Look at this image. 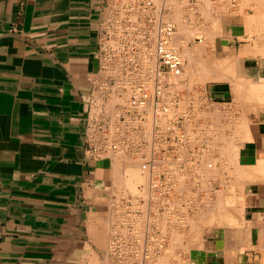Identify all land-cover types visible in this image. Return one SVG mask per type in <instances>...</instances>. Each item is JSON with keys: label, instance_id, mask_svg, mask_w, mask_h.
<instances>
[{"label": "crops", "instance_id": "0c3cea01", "mask_svg": "<svg viewBox=\"0 0 264 264\" xmlns=\"http://www.w3.org/2000/svg\"><path fill=\"white\" fill-rule=\"evenodd\" d=\"M115 1L0 0V264H109L111 200L129 192L113 183L115 162L138 166L127 156L94 158L87 151L89 123L105 107L103 94L97 102L104 77L99 47ZM221 30L216 57L234 53L241 69L258 75L264 45H235L244 36L239 17L224 18ZM228 85L211 80L200 93L199 100L213 103L202 111L207 120L200 115L212 129L222 126L220 109L236 114ZM256 117L248 126L252 139L237 150L243 170L264 158V108ZM249 182L244 223L204 225L197 247L188 237L173 239L175 229L185 234L190 224L170 227V245H189L185 264H264V178L253 173Z\"/></svg>", "mask_w": 264, "mask_h": 264}, {"label": "built area", "instance_id": "2783aa9c", "mask_svg": "<svg viewBox=\"0 0 264 264\" xmlns=\"http://www.w3.org/2000/svg\"><path fill=\"white\" fill-rule=\"evenodd\" d=\"M116 5L122 12L115 16ZM166 13L153 0H116L104 22L99 47L104 77L97 91L115 84L109 71L116 69L125 70L121 82L130 88L114 116L91 119L87 151L94 158L127 156L145 178L135 191L115 193L111 200L118 217L109 264H159L171 246L170 227L185 226L188 215L210 203L220 188L215 135L200 118L211 103L187 90L176 26ZM115 32L120 41L112 49L107 41ZM143 47L152 51L145 76L137 72ZM116 51L123 58L116 60Z\"/></svg>", "mask_w": 264, "mask_h": 264}, {"label": "rangeland", "instance_id": "374dc122", "mask_svg": "<svg viewBox=\"0 0 264 264\" xmlns=\"http://www.w3.org/2000/svg\"><path fill=\"white\" fill-rule=\"evenodd\" d=\"M154 1V0H153ZM162 1V2H161ZM156 0V3L158 4V2H160L159 4H161V3H163L164 5H165V9H166V12H167V10H169V7H170V9H171V5H172V7L174 8V10H173V8H172V10H169V14L168 13H166V14H168V16L169 15H172V16H170V18L171 19H173V17H174V14L172 13V14H170L172 11L174 12V11H177L176 13H175V15L177 16V14L179 13V15L177 16L178 17V19H177V17L175 16V18H174V23H175V26H178V25H182L181 27V29H179L178 27L176 28V29H179L178 30V32H177V30H176V37L178 38V39H180V41H179V44H177L178 42V39L176 38V40L177 41H175V39H174V42H177L176 43V45H177V48L178 49H180V52H182V53H184V50H186V53H187V51H188V53L189 52H191V49L192 50H194V49H196L195 51H192V52H195V54L194 53H192L193 54V62H194V66L192 67V65L191 64H189L188 63V57H183V60H184V65H187L188 66V68H193L194 70H198L197 72L196 71H193V69H188L187 68V66H186V68H187V70H186V68H184L185 70L183 71L184 73H187V75L186 74H184L183 76L184 77H188V75H189V73H190V75H189V77L190 76H192V78H193V80L191 79V77H190V79H191V81H194V82H189L188 80H190V79H188L187 81L189 82V87H193V88H191V89H189L192 93H194V91H196L197 90V93L199 94V92L201 93H203L204 91V89H205V85H206V82H208V81H210V79H212L209 75H213V76H215V75H217V73H219L220 72V70H216V68H220V67H224L225 66V68L223 69V71L221 70V73H219V76L217 75V78L216 79H224V77H226L227 79L228 78H230V79H226V81H228V83H229V87H231L232 86V88H230L231 89V91H232V98L234 99V103H233V105H234V109H235V111H236V114L237 115H232V114H234V113H232L231 111H230V109L228 108V110L226 109V112H225V109H224V112H223V110L220 112V114H221V116L223 115V116H225V114L226 115H228L229 113H232V114H229V116L231 117H229V116H226L227 117V119H226V117L223 119V116L220 118V121H221V124L223 123V125H222V127L221 128H224L223 130H224V132L222 133V135L223 134H226V132L225 131H228V133H229V135H231V132H232V129L233 128H235V124L234 123H236L238 126H236V127H238V128H235L237 131H244L245 130V126L247 125V126H249L251 123H253V122H255L256 120H257V117H256V115L258 114V112L259 111H261V110H263V108H264V68L261 70V71H259V73H258V75H256L255 77H253V76H251L249 73H248V71H245V70H243V69H241V66H240V64H236V55L234 54V53H231L230 54V56L227 58V59H229V60H227V59H225V60H223V61H218L219 59L216 57V51H215V46H216V37L218 36V35H220L221 34V32H222V30H221V25H222V21L224 20V18L226 19V18H228V17H230V16H232V17H239V19H240V21H241V23H243V18L244 17H252V15H256V14H253L254 12H256L257 13V16H254V17H256L257 19L255 20V21H257V22H254L253 21V19H250V18H245V23H249V25L247 26V24L245 25V24H243V28L245 27L246 28V32H245V30H244V36H242V37H240L239 38V40H238V42H236L235 43V45L236 46H238L240 43H242V42H254V43H258L259 45H264V0H259L258 2H257V0L255 1V0H171V1H169V0H167V2H165L166 0ZM168 1H169V5H166L165 3H167L168 4ZM263 1V2H262ZM155 2V1H154ZM170 2H173V4L172 3H170ZM175 2V3H174ZM196 2V3H195ZM257 2V3H256ZM258 3H259V5H258ZM259 6L258 8H256L257 9V11H256V9H255V7H257V5ZM177 6V7H176ZM260 8V9H259ZM116 12L114 13L115 15H119L121 12H122V9H121V7H120V9H118L117 8V5H116ZM177 9V10H176ZM182 9V10H181ZM253 9H255V11L253 10ZM117 11H119V12H117ZM192 11V12H191ZM259 12V13H258ZM117 13H119V14H117ZM137 14H139V13H137ZM242 19V20H241ZM247 19H250V20H252V22H254V23H256V25L254 24V23H251V22H249V21H246ZM175 20H178V21H175ZM181 21V22H180ZM183 21V22H182ZM215 21V22H214ZM177 22L179 23L178 25H177ZM185 22V23H184ZM218 22V23H217ZM198 23H199V25H198ZM215 25H214V24ZM186 24V25H185ZM218 24V25H217ZM251 24V25H250ZM185 25V26H184ZM245 25V26H244ZM253 25V26H252ZM187 26V27H186ZM194 26V27H193ZM198 26V27H197ZM219 26V27H218ZM254 26H257V27H254ZM180 27V26H179ZM186 27V29L187 28H189V30L188 31H185L186 29H183V28H185ZM216 27H218V28H216ZM249 27V28H248ZM211 28H215V29H218V30H214V29H212L211 30ZM244 28V29H245ZM247 28L249 29V30H247ZM254 30H253V29ZM257 28V29H256ZM203 29V30H202ZM181 30H182V32H184L185 34L183 35L182 34V36H181ZM255 30H256V32H255ZM210 31V32H209ZM214 31H215V33H214ZM216 31H217V33H216ZM258 31V32H257ZM181 32V33H180ZM189 32V33H188ZM190 32H192L191 34H190ZM194 32V33H193ZM196 32V33H195ZM208 32V33H207ZM188 33V34H187ZM205 33H207V34H205ZM219 33V34H218ZM190 34V35H189ZM116 35V36H115ZM115 35L113 34V37H116V38H113V39H111L110 41H107V44L108 45H110L111 46V48L112 49H115V47H116V49L118 48L117 46L119 45V41H120V39L118 38L119 36H118V34L115 32ZM185 35H188V36H185ZM191 35H193V36H191ZM180 36L183 38H180ZM191 38V39H190ZM201 39L200 40V42H199V40L198 39ZM207 38V39H206ZM193 41V42H192ZM197 42H198V44H197ZM191 43V44H190ZM193 43V44H192ZM206 43V44H205ZM181 44V45H180ZM198 46H197V45ZM200 44H201V46L203 47V49H201V46H200ZM117 45V46H116ZM183 45V46H182ZM194 45V46H193ZM113 46H115L114 48H113ZM192 46V47H191ZM182 47V48H181ZM183 47H185V48H183ZM182 49V50H181ZM189 49H190V51H189ZM198 50H200V52H201V50H202V52H203V50H204V52L202 53L201 52V54L200 53H198ZM147 51H149V52H147ZM196 51H197V53H196ZM118 51H116L115 53H112V55H114L115 57H116V59H118V58H120V56H122V58H123V55L122 54H119V56H118V53H117ZM146 52L147 53H150L149 55L147 54V53H145L146 55H148L150 58L152 57L151 55H152V51H150V48L149 49H147L146 50ZM211 52V53H210ZM213 52V53H212ZM204 53H205V55H204ZM116 54V55H115ZM196 54H200V57H202V59L200 58V60H199V58H197L196 59V57H197V55ZM196 55V56H195ZM202 55V56H201ZM204 56H206V57H204ZM211 56V57H210ZM235 56V57H234ZM134 58H136V56H133ZM195 57V58H194ZM208 57V58H207ZM231 57V58H230ZM233 57V58H232ZM211 58V59H210ZM204 59H206V61L204 60ZM209 59H210V61H209ZM216 59V60H215ZM231 59H232V62H231ZM197 60V61H196ZM207 60H208V62H210L209 64L210 65H212L211 67H209L210 65H208L207 63ZM213 60H214V62H213ZM227 60V61H226ZM114 61H116V60H114ZM195 61L198 63V64H196L195 63ZM224 61H225V63H229V61H230V68L232 67V70H233V68H234V71L233 72H231L232 70L231 69H228V67L229 66H227L226 64L224 65L223 63H224ZM204 62V63H203ZM207 62V63H206ZM213 62V63H212ZM221 62H223V63H221ZM185 63H188L189 65H190V67H189V65L188 64H185ZM215 63V64H214ZM216 63H217V65H216ZM203 66H202V65ZM233 64V65H232ZM208 65V66H207ZM202 66V68H200ZM204 66L206 67V68H204ZM217 66V67H216ZM198 68V69H197ZM200 68V69H199ZM204 68V69H203ZM216 71H215V70ZM226 69H227V71H226ZM118 70V71H117ZM116 71L118 72H116V71H114V70H112V71H109L110 73H111V76L114 78V79H117V80H119L120 79V82H121V79L123 78V75H124V71L125 70H121L120 71V69H117ZM205 70V71H204ZM207 70V71H206ZM210 70H211V72H210ZM225 70V71H224ZM228 70L230 71V73L228 72ZM114 71V72H113ZM191 71H193L192 73H191ZM214 71V72H213ZM236 71H237V73H236ZM238 71H239V73H238ZM115 72L118 74L117 76H116V74H115ZM121 72V73H120ZM205 72V73H204ZM216 72V73H215ZM112 73H114V75L115 76H113V74ZM202 73V74H201ZM233 74V76H234V73H235V75L237 74L238 76H240V77H238L237 79H239V78H241L242 80H240V81H242V82H237L238 80L237 79H235V80H237V81H234V79L233 78H236V77H232L231 75ZM119 74H120V76H119ZM192 74V75H191ZM201 74V75H200ZM203 74H205L204 76H203ZM195 77H194V76ZM197 75V76H196ZM200 75V76H199ZM223 75V76H222ZM226 75V76H225ZM236 75V76H237ZM244 77H243V76ZM250 75V76H249ZM201 76H203L204 78H202ZM212 76V77H213ZM223 78H222V77ZM245 76H247V77H245ZM249 76V77H248ZM116 77V78H115ZM118 77V78H117ZM188 77V78H189ZM197 77V78H196ZM199 77H201L200 79H198ZM216 77V76H215ZM243 77V78H242ZM250 77H251V79H250ZM206 78V79H205ZM194 79H196V80H194ZM202 79H204V80H202ZM249 79V80H248ZM116 80V81H117ZM212 80H214V78L212 79ZM225 80V79H224ZM199 83H198V82ZM202 81H204V82H202ZM231 81L233 82V83H237L235 86H237V87H239V91H240V83H242V84H244V82H246L245 84L247 85L246 87H248L249 89H250V91L249 90H247L248 92H249V94L247 93V92H244V91H242V89H245V87H244V85L242 86V84H241V87H244V88H242L241 89V94H243L242 96L243 97H245L246 96V98L244 99L243 97H241L240 98V96H237L236 95V93H235V95H234V92H233V90L236 88V87H233L234 85H232L231 84ZM258 81V82H257ZM188 82H187V84H188ZM116 84H108V85H104V86H102L100 89H99V87H98V92H99V95L100 94H103L104 95V101H105V107H104V109L103 110H101L100 112L101 113H104L105 115H109V114H111V113H107L108 111L110 112L112 109H113V107H111L110 106V101H112V100H110L111 98L113 99V96H116V98H117V96H118V101H119V103H118V101H116L115 102V104H114V106H115V111H116V108L118 109V106L123 102V100L126 98V95H127V93L128 92H125L124 91V87H122L123 86V84H122V82L119 84V82L117 81V82H115ZM190 83H192L193 84V86H190ZM200 83H202V84H200ZM238 83H239V85H238ZM191 84V85H192ZM203 84H205L204 85V87H203ZM116 86V90L114 89L115 88V86ZM122 85V86H121ZM105 86H106V88H105ZM114 86V87H113ZM196 86V87H195ZM197 86H199V88L197 87ZM110 87H111V90H110ZM113 87V88H112ZM188 87V88H189ZM196 89H195V88ZM104 90H103V89ZM120 88H121V90H122V94L120 93ZM234 88V89H233ZM112 89H114L113 90V92H112ZM120 91H119V90ZM203 89V90H202ZM236 89H238V88H236ZM105 91H106V93H105ZM111 91V92H110ZM115 91V92H114ZM109 92L111 93V94H109ZM242 92H244V93H242ZM250 92H251V94L254 96H251V97H253V98H251L250 99V97L248 98L247 97V95L249 96V95H251L250 94ZM109 95H108V94ZM113 93H116V95L114 94V95H112ZM125 93H126V95H125ZM246 93V95L244 96V94ZM195 94H196V92H195ZM122 95H123V99H122ZM260 95H261V97H260ZM101 96V95H100ZM111 96V97H110ZM121 97V99H122V102H121V99L119 100V98ZM237 97V98H236ZM239 97V98H238ZM101 99H103V96H101ZM101 99H100V101H101ZM108 99V100H107ZM241 99V101L243 102V104H242V102L241 101H238V100H240ZM248 99V100H247ZM256 101H255V100ZM244 100V101H243ZM246 100V101H245ZM100 101H98V103L100 102ZM106 101H108V102H106ZM247 101H249V103H247ZM254 101V102H253ZM107 103V104H106ZM263 104V105H262ZM118 105V106H117ZM110 106V108H108ZM236 106V107H235ZM245 106V107H244ZM260 106V107H259ZM262 106V107H261ZM241 107V108H240ZM249 108H250V110H249ZM262 108V109H261ZM237 109V110H236ZM242 109V110H241ZM252 109H253V111H252ZM105 110V111H104ZM108 110V111H107ZM114 111V112H115ZM229 113H228V112ZM245 113H243V112ZM241 116H240V115ZM242 114H244L245 116H242ZM252 114H254L255 116H252ZM235 116H236V118H235ZM237 116H239L240 118H238ZM229 117V118H228ZM233 117V118H232ZM242 117V118H241ZM232 119H233V121H232ZM235 119H236V121H238V122H234L235 121ZM240 119V120H239ZM241 119H247V122L245 121V122H242L243 120H241ZM224 121H226V123H231V122H233V124L231 125H229V123L227 124V125H229L228 127H227V125H226V123L224 122ZM231 121V122H230ZM242 122V125H240V124H238V123H240V122ZM244 123V124H243ZM246 124V125H245ZM243 125H244V127H243ZM224 126V127H223ZM239 126H241V127H239ZM246 126V127H247ZM229 128V130H227V128ZM226 128V129H225ZM241 128H243V130L241 129ZM231 129V130H230ZM235 129H233L234 130V132L235 133H237V131H235ZM222 130V129H221ZM222 130V131H223ZM228 133H227V138H230L231 137V139L235 136V133H233L232 132V134L234 135H232V136H229L228 135ZM225 136V135H224ZM224 136H223V138H222V136H220L221 137V139L222 140H224V142H227L228 140H230V139H228L227 141H226V137H225V139H224ZM224 142L222 141V146H224L225 147V145H226V147L225 148H230L229 146L230 145H228V142L224 145ZM230 142V141H229ZM228 145V146H227ZM225 148H223L222 147V149H223V153L221 152V155H222V165H221V170H223V168H224V170L222 171V174H224L223 175V179H224V181H223V183H222V189H221V192H222V194L220 193L219 195L220 196H222V198H220L221 200H216L215 201V203L214 202H212L211 204H213V205H211V204H209V208H207V209H209V210H207V211H209L210 213H212V211L213 212H216V213H212V215L211 214H209V215H211V216H214L215 217V214H217V215H222L223 216V214H221V213H219L218 212V208L221 206V204H222V206L223 207H221L223 210L225 209H227L226 211H228L227 213H229V211H230V213H229V215L227 214V213H225L226 211H224V213H225V215L226 216H228V217H231V220L230 221H232L233 220V218H235V213H233L234 211L236 212V210L237 209H239V206H241V204H242V202H243V204H244V206H246V202H245V191H244V187H245V183L246 182H248V181H246V180H251V178H252V175L249 173V171L247 172V171H244L240 166L238 167L237 166V164H236V152H233L232 153V151H230L228 148H227V150H225L224 151V149ZM228 150H229V152H228ZM222 151V150H221ZM237 151V150H236ZM226 152V153H225ZM232 154V155H235V158H234V156H231V154L228 156V157H231L230 159L229 158H227L226 157V155L225 154ZM235 153V154H234ZM227 154V155H228ZM232 159H234L233 161H232ZM229 160V161H228ZM231 161V162H230ZM231 163V164H228V163ZM228 164V165H225L226 166V170H228V169H230V168H232V166H230V165H233L232 163H234V166H236L235 167V170L233 171L232 169H234V168H232L231 170H228V171H226L225 170V166H224V164ZM222 166H223V168H222ZM233 166V167H234ZM228 167V168H227ZM237 167H238V169H237ZM241 168V169H240ZM239 172H238V171ZM241 170H243V171H241ZM226 171V172H225ZM230 171H233V172H231V174L232 175H230ZM243 172V173H242ZM226 173H228V174H226ZM235 173H236V175H235ZM237 174H239V177L237 176ZM246 176H244V175ZM255 174H258V175H262L263 177H264V173H255ZM229 175V176H228ZM235 175V176H234ZM240 175H241V177H240ZM228 176V177H227ZM231 176L232 177H234V178H237L236 180H237V182H238V179L240 180V178H242L240 181H242L241 183H237L236 181H235V179L234 178H231ZM243 176H244V179H243ZM230 177V178H229ZM247 177L249 178V179H247ZM228 178V179H227ZM229 180L230 179V181H229V183H226V181L225 180ZM244 180V181H243ZM244 182V183H243ZM141 183V182H140ZM140 183H138V184H140ZM233 183V184H232ZM240 186V188L242 187V189H239V187H238V185ZM116 185H118V184H116ZM242 185V186H241ZM121 186V185H120ZM137 186V185H136ZM136 188V187H135ZM234 189V190H233ZM128 190V189H127ZM130 192L131 191H135V190H129ZM240 191L242 192V193H240ZM224 193V194H223ZM226 194V195H225ZM235 194V195H234ZM241 194L243 195V196H241ZM231 196L232 197H234L233 199L231 198ZM238 196V197H237ZM240 196H241V198H240ZM230 198V199H229ZM243 198V199H242ZM224 199V200H223ZM225 199L227 200L226 202H225ZM235 200V201H234ZM240 200H242V202L240 201ZM224 202V204H223V202ZM231 201H233L232 202V204L230 203ZM236 203V204H235ZM218 204H220V206L218 205ZM230 204V205H229ZM234 204V205H233ZM219 207H218V206ZM224 205H225V207H224ZM227 205H229L228 207H231V209L232 210H230V208H228L227 207ZM211 206V207H210ZM213 206V207H212ZM214 206L216 207V208H214ZM232 206H233V208H236V209H233L232 208ZM238 207V208H237ZM211 208H214L213 210H210ZM220 208V209H221ZM218 209V210H217ZM205 210H206V208H205ZM203 212H205V215L203 214V217H204V221H208L205 217H206V215H208V214H206V212L207 211H204V210H202ZM202 211L200 210V211H198V212H196V214L198 213V215H199V217L201 216V214H202ZM199 212L201 213V214H199ZM219 214H218V213ZM244 210H239V212H238V216H239V218H241L242 217V219H243V216H245L244 215ZM195 214V213H194ZM194 214H192L191 215V220H192V218H193V220L195 219L193 216H196V219L197 218H199V217H197L198 215H194ZM232 214V216H230ZM243 214V215H242ZM216 215V217H215V220H213L214 222L212 223V225H221V224H228V225H235V224H238V222L239 223H241V221H242V223H244V220H242L241 219V221L239 220L238 222H236V221H234V224L232 223V224H230V223H228V222H226V220L228 219L227 217H225V216H223V217H220V218H223V219H220L218 216ZM219 215V216H220ZM234 216V217H233ZM241 216V217H240ZM225 217V218H224ZM236 218H237V216H236ZM226 219V220H225ZM230 219V218H229ZM228 219V220H229ZM238 220V219H237ZM194 223H195V220L193 221ZM233 222V221H232ZM210 225V224H209ZM191 226V225H190ZM192 228V227H191ZM193 229V228H192ZM192 229H191V231H190V233H189V231H188V234L190 235L191 234V237H190V241L192 242V240L193 239H195V240H197V237L198 236H200V235H193L191 232H192ZM176 233H178V232H175L174 233V238H175V236H176V240H177V238L178 237H180L179 235L181 234V233H179L178 235H175ZM186 234V233H185ZM188 234L187 235H182L181 234V237H184V238H181L182 240H185L186 238H185V236L186 237H188L189 238V236H188ZM178 236V237H177ZM192 237H194V238H192ZM199 238V237H198ZM179 239V238H178ZM182 240H178V241H182ZM176 246H177V244H176ZM175 245H174V247L172 248V245H171V247L168 249V247H167V250H165V254H166V251L169 253H167V256L165 255V258H167V259H165L164 257L163 258H161L162 259V263L163 264H168V263H170L171 262V260H172V258H173V263L172 264H174V263H176V264H182V263H184L185 264V255H186V251H188V248H189V246L188 245H183L182 244V246H181V244L180 245H178L177 247H176ZM179 247V248H178ZM184 247V248H183ZM172 248V249H171ZM178 250H177V249ZM180 248H182V249H180ZM174 249V250H173ZM184 249V250H183ZM172 250V251H171ZM177 250V251H176ZM181 250V251H180ZM170 251V252H169ZM174 251L176 252V254H178V252L180 253L179 255H176L175 253H174ZM183 251V252H182ZM170 254H172V255H174V256H172V255H170ZM184 255V257H182L183 255ZM181 255V256H180ZM170 257V260H169V257ZM175 256H178V257H175ZM180 257V258H179ZM174 258H176L175 260H176V262H175V260H174ZM181 259V260H179V259ZM164 259V260H163ZM183 259V260H182ZM165 260H167V262H165ZM178 260V261H177ZM160 263L159 264H162L161 263V260L159 261ZM170 263V264H171Z\"/></svg>", "mask_w": 264, "mask_h": 264}, {"label": "bare ground", "instance_id": "6f19581e", "mask_svg": "<svg viewBox=\"0 0 264 264\" xmlns=\"http://www.w3.org/2000/svg\"><path fill=\"white\" fill-rule=\"evenodd\" d=\"M154 1H155V3H156V0H154ZM160 1H161V0H160ZM169 1H171V0H169ZM169 1H168V4H167V3H165V4H166V5H169ZM173 1H174V0H173ZM175 1H176V0H175ZM255 1H256V0H255ZM258 1H259V0H257V2H258ZM161 2H162V1H161ZM165 2H167V0H166ZM257 2H256V3H257ZM262 2H263V1H262ZM159 3H160V2H158V4H159ZM163 3H164V2H163ZM170 3L173 4V2H170ZM174 3H175V2H174ZM195 3H196V2H195ZM117 5H118V4H117ZM256 5H257V4H256ZM258 5H259V3H258ZM258 5H257V7H255V9L259 7ZM164 6H165V5H164ZM169 6H170V5H169ZM176 7H177V6H176ZM165 8H166V7H165ZM172 8H173V7H172V5H171V9H170V7H169V10H172ZM118 9H120V6H118ZM255 9H253V10L255 11ZM259 9H260V8H259ZM169 10H167V13H168V14H169ZM173 10H174V8H173ZM176 10H177V9H176ZM181 10H182V9H181ZM256 11H257V9H256ZM117 12H119V11H117ZM176 12H177V11H174V12L172 11V12L170 13V14H172V13L174 14V17H173L172 20H174V18H175V16H176V15H175ZM191 12H192V11H191ZM258 13H259V12H258ZM117 14H119V13H117ZM120 14H121V13H120ZM168 14H167V15H168ZM253 14H256V15H252V17H244V18H243V23H242V24H245V25L247 24V26L249 25V23H245V18H250V19H253L254 22H257V21H255L257 18L254 17V16H257V13L254 12ZM178 15H179V13L177 14V16H178ZM115 16H116V15H115ZM170 16H172V15H169V17H170ZM177 16H176V17H177ZM177 19H178V17H177ZM250 19H247L246 21H249V22H251V23H254V22H252V20H250ZM254 19H255V20H254ZM241 20H242V19H241ZM175 21H178V20H175ZM180 22H181V21H180ZM182 22H183V21H182ZM214 22H215V21H214ZM184 23H185V22H184ZM217 23H218V22H217ZM178 24H179V23L177 22V25H178ZM213 24H214V23H213ZM254 24L256 25V23H254ZM185 25H186V24H185ZM185 25H184V26H185ZM198 25H199V23H198ZM214 25H215V24H214ZM217 25H218V24H217ZM245 25H244V26H245ZM250 25H251V24H250ZM179 26H180V27H179ZM181 26H182V25H178V26H176V28L178 27L179 29H181V28L183 27V26H182V27H181ZM252 26H253V25H252ZM186 27H187V26H186ZM186 27L183 28V29H186ZM193 27H194V26H193ZM197 27H198V26H197ZM218 27H219V26H218ZM218 27H216V28H218ZM254 27H257V26H254ZM189 28H190V27H189ZM189 28H187L185 31H188ZM244 28H245V27H244ZM248 28H249V27H248ZM248 28H247V30H249ZM179 29H176L177 32H178ZM212 29H214V30H218V29H215V28H211V30H212ZM252 29H253V28H252ZM256 29H257V28H256ZM202 30H203V29H202ZM244 30H245V32H246V28H245ZM253 30H254V29H253ZM179 31H180V30H179ZM181 32H182V30H181ZM181 32H180V33H181ZM209 32H210V31H209ZM243 32H244V31H243ZM255 32H256V30H255ZM257 32H258V31H257ZM188 33H189V32H188ZM188 33H187V34H188ZM191 33H192V32H190V34H191ZM193 33H194V32H193ZM195 33H196V32H195ZM207 33H208V32H207ZM207 33H205V34H207ZM214 33H215V31H214ZM216 33H217V31H216ZM182 34L184 35L185 33L182 32V33H181V36H182ZM190 34H189V35H190ZM218 34H219V33H218ZM114 35H115V33H114ZM115 36H116V35H115ZM181 36H180V38L183 37V36H182V37H181ZM185 36H188V35H185ZM191 36H193V35H191ZM175 37H176V31H175L174 39H175V41H177L176 38H177L178 36H177L176 38H175ZM113 38H116V37H113ZM113 38H112V39H113ZM118 38H119V37H118ZM177 39H178V38H177ZM182 39H183V38H182ZM190 39H191V38H190ZM206 39H207V38H206ZM179 41H180V39H178V41H177L178 43L175 42V45H176V43L179 44ZM201 41H202V40H201ZM192 42H193V41H192ZM199 42H200V41H199ZM190 44H191V43H190ZM192 44H193V43H192ZM197 44H198V42H197ZM197 44H196V45H197ZM205 44H206V43H205ZM180 45H181V44H180ZM116 46H117V45H116ZM176 46H177V45H176ZM182 46H183V45H182ZM193 46H194V45H193ZM197 46H198V45H197ZM200 46H201V44H200ZM114 47H115V46H113V48H114ZM117 47H118V46H117ZM191 47H192V46H191ZM181 48H182V47H181ZM183 48H185V47H183ZM115 49H116V47H115ZM144 49H145V48L143 47V48H142V53H141V56H140V64H141V68H140V70L137 71L138 74H141V75H143V76H145V75H147V74L149 73V71H150V62H152V59H151L152 57L150 58V57L148 56L150 53H147V52H149V51L146 52V53L148 54V55H146ZM201 49H203L202 46H201ZM179 50H180V49H179ZM181 50H182V49H181ZM195 50H196V49H194V50L191 49V52H192V51H195ZM189 51H190V49H189ZM182 52H183V51H182ZM182 52H181L182 58H183V57H188V58H187V59H188V63L191 64L192 67H193V66H194V65H193L194 62H193V60H192V59H193V54H192V53L195 54V52H192V53L189 52V53H188V51H187V53H186V50H184V53H182ZM201 52H202V50H201ZM201 52H200V50H198V53L201 54ZM203 52H204V50H203ZM203 52H202V53H203ZM117 53H118V52H117ZM196 53H197V51H196ZM210 53H211V52H210ZM212 53H213V52H212ZM200 54H196V55H197L196 59L200 57ZM115 55H116V54H115ZM196 55H195V56H196ZM204 55H205V53H204ZM118 56H119V53H118ZM134 56H135V55H134ZM201 56H202V55H201ZM121 57H122V56H121ZM204 57H206V56H204ZM210 57H211V56H210ZM234 57H235V56H234ZM133 58H134V57H133ZM194 58H195V57H194ZM200 58L202 59V57H200ZM200 58H199V60H200ZM207 58H208V57H207ZM224 58H226V57H224ZM230 58H231V57H230ZM232 58H233V57H232ZM118 59H119V58H118ZM134 59H135V58H134ZM210 59H211V58H210ZM210 59H209V61H210ZM226 59H227V58H226ZM116 60H117V59H116ZM204 60L206 61V59H204ZM215 60H216V59H215ZM224 60H225V59H224ZM227 60H229V59H227ZM227 60H226V61H227ZM196 61H197V60H196ZM196 61H195V63L198 64L199 62L197 63ZM200 61H201V60H200ZM211 61H212V60H211ZM211 61H210V62H211ZM218 61H223V60H220V59H219ZM207 62H208V60H207ZM207 62H206V63H207ZM210 62H208L207 64L210 65V64H211ZM213 62H214V60H213ZM213 62H212V63H213ZM231 62H232V59H231ZM188 63H185V64H188ZM192 63H193V64H192ZM203 63H204V62H203ZM209 63H210V64H209ZM221 63H223V62H221ZM229 63H230V61H229ZM229 63H225V61H224L223 64H224V65L226 64L227 66H229V65H230ZM189 64H188V65H189ZM199 64H200V63H199ZM214 64H215V63H214ZM201 65H202V64H201ZM208 65H207V66H208ZM216 65H217V63H216ZM232 65H233V64H232ZM186 66H187V65H184V68H186ZM202 66H203V65H202ZM202 66H201L200 68H202ZM211 66H212V65H210L209 67H211ZM230 66H231V65H230ZM230 66L228 67V69H231V70H232V67H233V66H232L231 68H230ZM189 67H190V65H189ZM216 67H217V66H216ZM184 68H183V69H184ZM187 68H188V66H187ZM187 68H186V70H187ZM200 68H199V69H200ZM204 68H206V67L204 66ZM204 68H203V69H204ZM218 68H219V67H218ZM223 68H225V66H224ZM188 69H193V68L190 67V68H188ZM197 69H198V68H197ZM221 69H222V68H221ZM116 70H117V69H116ZM116 70H115V71H116ZM121 70H122V69H120V71H121ZM184 70H185V69H184ZM184 70H183V71H184ZM214 70H215V69H214ZM231 70H230V71H231ZM117 71H118V70H117ZM117 71H116V72H117ZM193 71H196V70L193 69ZM193 71H191V73H192ZM197 71H198V70H197ZM197 71H196V72H197ZM204 71H205V70H204ZM206 71H207V70H206ZM215 71H216V70H215ZM222 71H223V70H222ZM224 71H225V70H224ZM226 71H227V69H226ZM230 71L228 70L229 73H230ZM233 71H234V68H233V70H232L231 72H233ZM113 72H114V71H113ZM116 72H115V74H116V76H117V75H118V74H117L118 72H117V73H116ZM124 72H125V71H124ZM210 72H211V70H210ZM213 72H214V71H213ZM234 72H235V71H234ZM120 73H121V72H120ZM204 73H205V72H204ZM215 73H216V72H215ZM219 73H221V70H220ZM236 73H237V71H236ZM238 73H239V71H238ZM112 74H113V76H115L114 73H112ZM184 74L187 75V73H184V72H183L182 75H184ZM201 74H202V73H201ZM201 74H200V75H201ZM231 74H232V73H231ZM189 75H190V73H189ZM189 75H188V77H189ZM191 75H192V74H191ZM200 75H199V76H200ZM204 75H205V74H203V76H204ZM217 75H218V73H217ZM217 75H215L216 77L213 76V75H212L213 77H212L211 75H209V76H210L212 79L214 78V80H215V79L217 78ZM236 75H237V74H236ZM236 75H235V73H234V76H233V74L231 75L232 77H236V78H233L234 81H237V80H238L237 82H239L240 80H242L241 78L237 79V78L240 77V76H238V75L236 76ZM119 76H120V74H119ZM193 76H194V75H193ZM196 76H197V75H196ZM203 76H201V77L204 78ZM218 76H219V75H218ZM222 76H223V75H222ZM222 76H221V77H222ZM225 76H226V75H225ZM242 76H243V75H242ZM188 77H187V78L184 77V78L188 80V79H190V77H191V79L193 80L192 76H190L189 78H188ZM194 77H195V76H194ZM201 77H199L198 79H200ZM243 77H244V76H243ZM243 77H242V78H243ZM245 77H247V76H245ZM248 77H249V76H248ZM115 78H116V77H115ZM117 78H118V77H117ZM196 78H197V77H196ZM222 78H223V77H222ZM230 78H231V77H230ZM230 78H228V79H230ZM191 79L188 80V81L190 82ZM205 79H206V78H205ZM212 79H210V81H211ZM224 79L226 80L227 78L224 77ZM224 79H223V80H224ZM228 79H227V80H228ZM231 79H232V78H231ZM231 79H230V80H231ZM235 79H237V80H235ZM250 79H251V77H250ZM115 80H117V79H115ZM194 80H196V79H194ZM202 80H204V79H202ZM218 80H219V79H218ZM221 80H222V79H221ZM248 80H249V79H248ZM117 81L119 82V84L121 83V82H120V79L117 80ZM117 81H116V82H117ZM188 81H187V82H188ZM228 81H229V80H228ZM234 81H233V82H234ZM189 82H188V85H189ZM191 82H194V81H191ZM197 82H198V81H197ZM202 82H204V81H202ZM229 82H230V81H229ZM233 82L231 81V84H232V85H234V84L236 85V84H237L236 82H235V83H233ZM240 82H242V81H240ZM246 82H247V81H246ZM246 82H244V84H245ZM257 82H258V81H257ZM198 83H199V82H198ZM242 83H243V82H242ZM242 83H240V85H239V83H238V85L240 86L241 89L245 87V89H242V91L247 92V93L249 94V92H248L247 90L250 91V89H249L248 87H246V86H247L246 84L244 85V84H242ZM115 84H116V83H115ZM123 84H124V85H123V86L121 85V86L124 87V88H123L124 91H125V92L128 91L129 88H130V86L127 85L125 81L123 82ZM191 84H192V83H190V86H193V84H192V85H191ZM200 84H202V83H200ZM241 84H242V86L244 85V87H241ZM112 85H113V84H112ZM204 85H205V84H203V87H204ZM235 85H234L233 87H236V88H238V89H236V88L234 89V88H233V89H234V90H233L234 95H235V93H236V95H237V96H240V98L243 97V96H242L243 94H241V89H240V91H239V87H237V86H235ZM114 86H115V85H114ZM114 86H113V87H114ZM205 86H206V85H205ZM113 87H112V88H113ZM188 87H189V86H187V88H188ZM195 87H196V86H195ZM195 87H194V88H195ZM197 87L199 88V86H197ZM105 88H106V86H105ZM191 88H193V87H189V89H191ZM230 88H232V86H231ZM102 89H103V88H102ZM114 89H115V90L117 89L116 86H115ZM114 89H112V92H113ZM189 89H187V90H189ZM195 89H196V88H195ZM100 90H101V89H100ZM103 90H104V89H103ZM110 90H111V87H110ZM118 90H119V89H118ZM120 90H121V88H120ZM120 90H119V91H120ZM202 90H203V89H202ZM203 91H204V90H203ZM110 92H111V91H110ZM110 92H109V94H111ZM114 92H115V91H114ZM121 92H122V90L120 91V93H121ZM190 92H191V91H190ZM192 92H193V91H192ZM195 92H196V95H197V94H198V93H197V90L194 91V94H195ZM244 92H242V93H244ZM105 93H106V91H105ZM107 94H108V93H107ZM109 94H108V95H109ZM114 94L116 95V93H113L112 95H114ZM121 94H122V93H121ZM192 94H193V93H192ZM201 94H203V93H201ZM250 94H251V92H250ZM125 95H126V93H125ZM245 95H246V93L244 94V96H245ZM199 96H200V92H199V94H198V97L196 96V98L199 99ZM205 96H206V95H205ZM251 96H253V95H252V94L249 95V96L247 95V97H248V98L250 97V99L254 97V96H253V97H251ZM110 97H111V96H110ZM119 97H120V96H119ZM126 97H127V95H126ZM202 97H203V96H202ZM260 97H261V95H260ZM123 98H124V97H123V95H122V99H123ZM200 98H201V97H200ZM204 98H205V97H204ZM236 98H237V97H236ZM238 98H239V97H238ZM243 98L245 99L246 96L243 97ZM120 99H121V97L119 98V100H120ZM122 99H121V102H122ZM201 99H202V98H201ZM241 99H242V98H241ZM241 99L238 100V101H241ZM107 100H108V99H107ZM110 100H112V101H110L109 104H110L111 107H113V109H112L110 112L107 110V111H108L107 113H111V114H109V115L114 116V115L116 114V112H117V108H116V111H115V109H114V108H115L114 104H115L116 101H118V96H117V98H116V96H113V99L111 98ZM247 100H248V99H247ZM254 100H255V99H254ZM256 100H257V99H256ZM256 100H255V101H256ZM101 101H102V99H101ZM101 101H100V102H101ZM212 101H213V100H212ZM243 101H244V100H243ZM245 101H246V100H245ZM97 102H98V101H97ZM102 102H103V101H102ZM106 102H108V101H106ZM210 102H211V101H210ZM230 102H231V100H230ZM230 102H228V103H230ZM241 102H242V101H241ZM247 102L249 103V101H247ZM253 102H254V101H253ZM104 103H105V102H104ZM116 103H117V102H116ZM118 103H119V101H118ZM211 103H212V102H211ZM216 103H217V102H216ZM221 103H222V102H221ZM223 103H226V102H223ZM228 103H227V104H228ZM106 104H107V103H106ZM212 104H213V103H212ZM218 104H219V102H218ZM242 104H243V102H242ZM231 105H233V103H231ZM262 105H263V104H262ZM110 106H109L108 108H110ZM117 106H118V105H117ZM210 106H211V105H210ZM213 106H214V105H213ZM220 106H221V105H220ZM229 106H230V104H229ZM233 106H234V105H233ZM233 106H232V107H233ZM222 107H223V106H222ZM235 107H236V106H235ZM244 107H245V106H244ZM259 107H260V106H259ZM261 107H262V106H261ZM223 108H224V107H223ZM223 108H222V109H223ZM225 108H226V107H225ZM228 108H229V107H227L226 109L228 110ZM230 108H231V106H230ZM240 108H241V107H240ZM206 109H207V108H206ZM208 109H209V108H208ZM219 109H220V108H219ZM226 109H225V112H226ZM261 109H262V108H261ZM101 110H102V109H101ZM209 110L211 111V110H212V107H211V109H209ZM215 110H216V109L213 108V111H214V112H215ZM232 110H233V109H232ZM236 110H237V109H236ZM241 110H242V109H241ZM249 110H250V108H249ZM104 111H105V110H104ZM114 111H115V112H114ZM203 111H204V109H203ZM205 111H206V110H205ZM213 111H212V112H213ZM221 111H222V110L220 109V112H221ZM252 111H253V109H252ZM99 112H100V111H99ZM207 112H208V114H209L210 116L213 115L211 112H210V113H211V114H210L209 111H206V114H207ZM223 112H224V110H223ZM227 112H228V111H227ZM229 112H230V111H229ZM229 112H228V113H229ZM242 112H243V111H242ZM100 113H101V112H100ZM203 113H205V112H202V115H203ZM235 113H236V111H235ZM243 113H244V112H243ZM245 113H246V112H245ZM245 113H244V114H245ZM215 114L217 115V113H215ZM221 114H222V113H221ZM221 114H220V115H221ZM226 114H227V113H226ZM226 114H225V116L222 115V116H223V119H224L226 116H229V114H232V113H229L228 115H226ZM237 114H238V113H237ZM237 114H232V115H237ZM244 114H242V116H245ZM107 115H108V114H107ZM239 115H240V114H239ZM203 116L205 117L204 119H206V120L208 119V118H206V116L208 117V115L205 116V114H204ZM218 116H219V115H218ZM222 116H220L219 118H221ZM230 116H231V115H230ZM230 116H229V117H230ZM240 116H241V115H240ZM213 117L215 118L216 116H213ZM229 117H228V118H229ZM237 117L240 118L239 116H237ZM211 118H212V117H211ZM230 118H231V117H230ZM232 118H233V117H232ZM235 118H236V116H235ZM241 118H242V117H241ZM202 119H203V117H202ZM209 119H210V118H209ZM215 119L217 120V118H215ZM226 119H227V117H226ZM236 119H237V118H236ZM236 119H235L234 122H238V121H236ZM206 120H205V121H206ZM210 120L213 121V122L216 121V120L214 121L213 119H210ZM239 120H240V119H239ZM241 120H243L242 122H245V121L247 122V119H246V120H245V119H241ZM244 120H245V121H244ZM218 121H219V120H218ZM221 121H222V120H221ZM221 121H220V126L223 125V123L221 124ZM232 121H233V119H232ZM209 122H210V121H209ZM224 122L226 123V121H224ZM230 122H231V121H230ZM239 122H240V121H239ZM242 122H240V123H238V124L242 125ZM211 123H212V122H211ZM218 123H219V122H218ZM228 123H229V122H228ZM228 123H226V125H227ZM214 124H215V123H214ZM230 124L232 125L233 122L229 123V125H230ZM234 124H235L236 126H238L236 123H234ZM243 124H244V123H243ZM215 125H217V122H216ZM229 125H227V127H228ZM245 125H246V124H245ZM236 126H235V128H238V127H236ZM246 126H247V125H246ZM246 126L244 127V125H243V127L245 128L244 131H240V130L237 131L235 128H233V129H235V131H237V133H235L234 130L232 129V132L235 133V136L232 134V132H231V135H229L228 131H225L226 134H223V135H222V133L224 132V130H223L224 128H221L222 126L219 127L218 125H217V127H219L220 129H222L223 131H222V130L219 131L220 129L218 128L219 130L216 129V130H217V133H215L216 130H215L213 133H214L215 136H216V134H217V136H216L217 138H218V135H219V136H222V138H223V136L225 135V136H224V139H225V137L227 136V133H228L229 136H232V135H233L234 137L232 136V137H233L232 139H231V137H230V138H227L228 136L226 137V138H227L226 141H227L228 139H230V140L227 141V142H228V145H230V146H229L230 148H228V147H227V148H228L230 151H232V153H233V152H236V154H235V153H234V154L237 155V151H236V150H238L239 144H240L241 142H243L244 140H250V139H252V135H251L250 132H249L250 130H248L249 127H248V126L246 127ZM212 127H213V129H214V128H217V127H215L214 125H212ZM223 127H224V126H223ZM227 127H226V128H227ZM239 127H241V126H239ZM226 128H225V129H226ZM211 129H212V128H211ZM213 129H212V130H213ZM241 129L243 130V128H241ZM227 130H229V128H227ZM230 130H231V129H230ZM218 131H219V133H218ZM220 132H221V135H220ZM215 136H214V138L216 139ZM214 138H213V139H214ZM220 138H221V137H219V141L217 140L218 142H220V140H221ZM214 141L217 143L216 140H213L212 142H214ZM222 141L224 142V140H222ZM229 141H230V142H229ZM227 142H224V145H225ZM216 143H214V144H216ZM222 144H223V143H222ZM222 144H221V145H222ZM218 145H219V143H218ZM228 145H227V146H228ZM219 146H220V145H219ZM222 147L225 148L226 145H225V147H224V146H221V148H222ZM256 147H257V146H256ZM216 148H217V147H216ZM227 148H225L224 151L227 150ZM221 150H222V151H221ZM221 150H219V153H220V156L222 157L221 152L223 153V149H221ZM229 150H228V152H229ZM225 153H226V152H225ZM225 153H224V154H225ZM227 154H228V153H227ZM227 154H225L226 157L230 159L231 157H228V156H229L231 153L228 154V155H227ZM235 155H232V154H231V156H234V158H235ZM248 156H249V155H248ZM113 157H114V156H113ZM221 157H220V159H221ZM110 158H111V157H110ZM222 158H223V157H222ZM255 159H256V158H255ZM230 160H231V159H230ZM233 160H234V159H232V161H233ZM228 161H229V160H228ZM114 162H115V161H114ZM119 162H120V161H119ZM230 162H231V161H230ZM230 162H229L228 164H231ZM115 163H116V165H115L116 170L114 171L115 173H114L113 183H114V184L121 185V188H122L123 190H125V191H126L127 189H128V191H129V190H132V189L135 190V189H136L135 187H136V185H138V183H140V182L142 183V182L145 181V178H144V176H142V174L140 173V169L138 168V166H137V168H136L135 165H134V163L131 162L130 160H126L125 168H124V165H123V166L121 165V162H120V163H117V161H116ZM222 163H223V162H222V159H221V162H220V160H219V166H218V168H219V171L221 172V174H222V171L224 170L223 166H222L223 170H221V164H222ZM236 163H237V162H236ZM117 164H119V165L122 166L123 168H122V167L120 168V166L117 165ZM122 164H123V163H122ZM127 164H129V165H127ZM228 164L226 163V164H224V166H225V165H228ZM232 164H233V165H230V166H232V168H234V169L230 168V169H228V170H231V169H232V170L234 171L236 166H234V163H232ZM248 165H249V164H248ZM251 165H252V164H251ZM113 166H114V165H113ZM233 166H234V167H233ZM240 166H241V165H240ZM244 166H245V165H244ZM238 167H239V164H238ZM238 167H237V169H238ZM242 167H243V166H242ZM242 167H241V168H242ZM227 168H228V167H227ZM241 168H240V169H241ZM122 169H123V172H122ZM243 169H244V168H243ZM225 170H226V166H225ZM228 170H226V171H228ZM226 171H225V172H226ZM233 171H230V175H232L231 172H233ZM235 171H236V170H235ZM237 171H238V170H237ZM241 171H243V170H241ZM244 171H247V172L249 171V173H250L252 176H253V173H256V172H257V173H260V174H261V173H264V158H262V157H258L257 160L255 161V163H254L252 166L247 167V170L245 169ZM121 172H122V173H121ZM228 172H229V171H228ZM238 172H239V171H238ZM218 173H219V172H218ZM242 173H243V172H242ZM226 174H228V173H226ZM223 175H224V174H222V176H223ZM235 175H236V173H235ZM235 175H234V176H235ZM243 175H244V174H243ZM222 176H221V177H222ZM228 176H229V175H228ZM228 176H227V177H228ZM237 176L239 177V174H237ZM244 176H245V175H244ZM244 176H243V179H244ZM219 177H220V176H219ZM238 177H237V178H238ZM240 177H241V175H240ZM245 177H246V176H245ZM222 178H223V177H222ZM229 178H230V177H229ZM231 178H234V177L231 176ZM237 178H234L236 182H237V180H236ZM249 178H250V177H249ZM249 178L247 177V179H249ZM263 178H264V177H263ZM227 179H228V178H227ZM241 179H242V178H240V180H241ZM219 180H220V179H219ZM240 180L238 179V182H237V183H241L242 181H240ZM221 181H222V180H221ZM223 181H224V179H223ZM229 181H230V179H229ZM243 181H244V180H243ZM246 181H248V182H246V183H250L249 180H246ZM230 182H231V181H230ZM113 183H112V184H113ZM222 183H223V182H220V185H219L220 188L217 189V190L215 191V196H214L213 199L210 201V203H208L206 206L202 207V208L199 209L198 211H200V210H201V211H202V210L207 211V210H209V209H207V208H209V204H211L212 202L215 203V201H216L217 199H218V200H221L220 198H222V196H220L219 194H220V193L222 194V192H221V189H222ZM228 183H229V182H228ZM243 183H244V182H243ZM246 183H245V184H246ZM254 183H255V182H254ZM232 184H233V183H232ZM118 185H117L116 187H118ZM184 185H186V184H184ZM237 185H238V184H237ZM114 186H115V185H114ZM122 186H123L124 188H123ZM241 186H242V185H241ZM116 187H114V188L117 189V192H118L119 189L116 188ZM186 187H187V185H186ZM186 187H185V188H186ZM238 187H239V189H242V187L240 188L239 185H238ZM114 188H113V189H114ZM253 189H254V188H253ZM185 190H186V189H185ZM233 190H234V189H233ZM125 191H124V192H125ZM129 192H130V191H129ZM131 192H132V191H131ZM242 192H243V191H242ZM242 192L240 191V193H242ZM114 193H115V192H114ZM121 193H122V191H121ZM223 194H224V193H223ZM254 194H255V193H254ZM225 195H226V194H225ZM234 195H235V194H234ZM241 196H243V195L241 194ZM241 196H240V198H241ZM237 197H238V196H237ZM231 198L233 199L234 197L231 196ZM229 199H230V198H229ZM234 199H235V198H234ZM242 199H243V198H242ZM245 199H246V198H245ZM223 200H224V199H223ZM226 201H227V200L225 199V202H226ZM234 201H235V200H234ZM240 201L242 202V200H240ZM222 202H223V201H222ZM232 202H233V201H231L230 203L232 204ZM233 203H234V202H233ZM215 204H216V203H215ZM223 204H224V202H223ZM235 204H236V203H235ZM211 205H213V204H211ZM218 205L220 206V204H218ZM218 205H217V206H218ZM229 205H230V204H229ZM229 205H227V207H228ZM233 205H234V204H233ZM219 206H218V207H219ZM210 207H211V206H210ZM212 207H213V206H212ZM221 207H223L222 204H221V206L218 208L219 210L217 209L218 212L221 213V214H223V216L227 217L228 219L230 218L229 220H228V219H227V220L225 219L226 222H228V223L231 222L230 224H232V223L234 224V221H236V222H238L239 220L241 221L242 217L240 216L241 218H239L238 215H239L240 213L238 214V212H239V210H244V212H245V210H246V208H245V206H244V204H243V202H242L241 206H239V209H237L236 212H235V211L233 212V213H235L236 215H235V218H233V220H232L233 222H232V221H230V220H231V217L226 216L227 214L229 215L230 211H229V213H227V212H228V211H226L227 209H226V210H225V209L223 210ZM224 207H225V205H224ZM205 208H206V210H205ZM214 208H216V207L214 206ZM214 208H211L210 210H213ZM220 208H221V209H220ZM225 208H226V207H225ZM228 208H230V210H232L231 207H228ZM232 208H233V206H232ZM237 208H238V207H237ZM111 209H112V207L110 208V210H111ZM233 209H236V208H233ZM214 210H215V209H214ZM198 211H197V212H198ZM224 211H226V212H225V213H227L226 215H225ZM111 212H112V211H111ZM194 212H195V211H194ZM194 212H192V213H190V214L188 215L187 220H186V224H185V225H187V226H188V224L191 225V227H192L193 229H192L191 227H189V228H188V231H189V233H190V231H191V229H192V232H191V233L195 236V235H200V234H201V228H202L204 225H205V226H208L209 224L212 225V223L214 222L213 220H215V217H216L217 214H215V217H214V216H211V215H212V213L214 214V213H216V212H213V211H212V213H210L209 211H207L206 214H208V215H206L205 218H206L208 221H203V219H204L203 214L205 215V212L202 211V214L199 212V214H201L200 217H199L198 213L196 214V212H195V214H194ZM218 212H217V213H218ZM244 212H243V213H244ZM112 213H113V212H112ZM219 213H218V214H219ZM114 214H115V215H114ZM114 214H113V216H111V220H110V222L112 221V223H113V220H114V219L116 220L117 217H118L116 213H114ZM192 214H194V215H198L197 217H199V218H197V219H196V216H193V217L195 218V219H194L195 222H196V220H197L198 223H197V222L194 223V222H193V221H194L193 218H192V220H191V215H192ZM209 214H211V215H209ZM108 215H109V214H108ZM219 215H220V214H219ZM219 215H217L219 218H220V217H223L222 215H220V216H219ZM240 215H241V214H240ZM242 215H243V214H242ZM230 216H232V214H231ZM236 216H237V218H236ZM109 217H110V216H109ZM225 217H224V218H225ZM233 217H234V216H233ZM244 217H245V216H243V219H242V220H244V222H245L246 219H245ZM220 219H223V218H220ZM237 219H238V220H237ZM204 220H205V219H204ZM223 220H224V219H223ZM110 222H109V223H110ZM238 223H239V222H238ZM194 224H195V225H194ZM240 224H242V221H241ZM109 225H110V224H109ZM235 225H236V224H235ZM113 227H114V226H112V228H113ZM108 228H109V227H108ZM114 228H115V227H114ZM171 228H172V227H171ZM171 228H170V229H171ZM173 228H174V227H173ZM170 229H169V230H170ZM111 230H113V229H111ZM111 230H110V231H111ZM175 230H176V229H175ZM175 230H174V232H176ZM183 230H184V229H183ZM171 231H173V230L171 229ZM188 231H187V233L184 234V235H187V234H188ZM174 232H173V234H174ZM179 233H180V232L176 233L175 235H178ZM111 234H113V231H112V233H110V235H111ZM173 234H171V235H173ZM182 235H183V234H182ZM179 236H180V237L177 236V237L179 238V239L177 238V240H182L181 238H184V237H181V234H180ZM188 236H189V239H190L191 234H190V235L188 234ZM111 237H112V235H111ZM172 237H173V236H172ZM185 237H186V236H185ZM198 237L201 238V236H198ZM198 237H197V239H198ZM175 238H176V236H175ZM175 238H173V239H175ZM192 238H194V237H192ZM173 239H172V240H173ZM189 239H188V240H189ZM195 239H196V238H195ZM195 239H193L192 242L189 240V243L191 242L190 245H192V244L194 243ZM109 240H110V239H109ZM170 240H171V239H170ZM175 240H176V239H175ZM200 240H201V239H199L198 242H200ZM185 241H186V240H185ZM185 241H184V244H185ZM176 242H177V241H176ZM178 242H179V241H178ZM182 242H183V240H182ZM186 242H188V241H186ZM171 244H172V243H171ZM174 244H175V243H174ZM180 244H181V246H182L183 243L180 242L179 245H180ZM196 244H197V243H196ZM194 245H195V243H194ZM194 245H193V246H194ZM175 246H176V245H175ZM177 246H178V245H177ZM177 246H176V247H177ZM184 246H185V245H184ZM188 246H189V245H188ZM195 246H196V245H195ZM197 246H199V245L197 244ZM197 246H196V247H197ZM170 247H171V246H170ZM170 247H168V249H169ZM173 247H174V246H172V248H173ZM172 248H171V249H172ZM178 248H179V247H178ZM183 248H184V247H183ZM176 249H177V248H176ZM180 249H182V248H180ZM165 250H167V248H165ZM173 250H174V249H173ZM177 250H178V249H177ZM177 250H176V251H177ZM183 250H184V249H183ZM193 250H194V249H193ZM171 251H172V250H171ZM180 251H181V250H180ZM188 251H189V250H188ZM188 251H186V252L188 253ZM107 252H108V251H107ZM169 252H170V251H169ZM182 252H183V251H182ZM167 253H168V252L166 251V254H165L166 256H167ZM174 253L176 254L175 251H174ZM187 253H186V254H187ZM168 254H169V253H168ZM179 254H180V253L178 252V254H176V255H179ZM170 255H172V254H170ZM182 255H183V254H182ZM172 256H174V255H172ZM180 256H181V255H180ZM185 256H187V255H185ZM194 256H195V255H194ZM168 257H169V256H168ZM170 257H171V256H170ZM170 257H169V260H170ZM175 257H178V256H175ZM182 257H184V255H183ZM107 258H108V257H107ZM164 258H165V256H164ZM179 258H180V257H179ZM179 258H178V259H179ZM165 259H167V258H165ZM175 259H176V258H174V260H175ZM184 259H185V258H184ZM187 259H188V258H187ZM108 260H109V259H108ZM160 260H161V263H162V259H160ZM163 260H164V259H163ZM172 260H173V258H172ZM172 260H171V262L173 263ZM179 260H181V259H179ZM182 260H183V259H182ZM198 260H199V259H198ZM177 261H178V260H177ZM186 261H187V260H186ZM186 261H184V262L186 263ZM107 262H109V261H107ZM165 262H167V260H165ZM171 262H170V263H171ZM175 262H176V260H175ZM159 263H160V262H159ZM170 263H168V264H170ZM172 263H171V264H172ZM99 264H100V263H99ZM107 264H108V263H107ZM162 264H163V263H162ZM165 264H166V263H165ZM174 264H176V263H174ZM182 264H184V263H182Z\"/></svg>", "mask_w": 264, "mask_h": 264}]
</instances>
